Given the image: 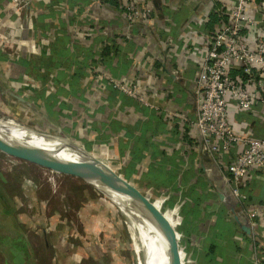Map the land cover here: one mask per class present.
I'll return each mask as SVG.
<instances>
[{"label":"crops","instance_id":"0c3cea01","mask_svg":"<svg viewBox=\"0 0 264 264\" xmlns=\"http://www.w3.org/2000/svg\"><path fill=\"white\" fill-rule=\"evenodd\" d=\"M135 1L151 7L147 20L128 22L119 1L28 0L19 9L0 0V114L74 141L143 192L160 264H264V226L247 220L255 211L264 221V165L238 179L244 197H235L225 154H209L194 127L207 38L236 0ZM247 12L257 23L241 33L254 48L264 0ZM230 73L254 90L239 69ZM118 82L135 84L144 101ZM229 118L238 134L264 136L260 101L231 103ZM97 242L95 251L118 245L112 232Z\"/></svg>","mask_w":264,"mask_h":264},{"label":"rangeland","instance_id":"374dc122","mask_svg":"<svg viewBox=\"0 0 264 264\" xmlns=\"http://www.w3.org/2000/svg\"><path fill=\"white\" fill-rule=\"evenodd\" d=\"M55 183L41 165L0 150V264H25L22 256L31 264H136L119 215L102 194L73 174H60ZM104 232L118 245L95 251Z\"/></svg>","mask_w":264,"mask_h":264},{"label":"built area","instance_id":"2783aa9c","mask_svg":"<svg viewBox=\"0 0 264 264\" xmlns=\"http://www.w3.org/2000/svg\"><path fill=\"white\" fill-rule=\"evenodd\" d=\"M21 6L28 0H21ZM119 1L124 17L128 22L145 21L151 7L148 3L135 0H94ZM256 0H236L230 9V17L207 38V46L201 57V63L195 79V90L199 94L194 127L200 136L205 150L214 157L220 158L224 153L223 179L237 198L244 197L238 179L250 169L264 165V136H245L235 132L229 118L231 103L246 109L251 108L256 100L264 105V33L254 32L255 45L249 48L241 33L245 27L256 25V20L249 15L247 8L255 5ZM236 67L243 75L244 84H251L250 91L232 77L230 71ZM120 89L143 100L137 94L133 83H115ZM258 89V90H257ZM144 101V100H143ZM241 142L240 151L236 149ZM250 226L264 221L256 219L255 211H247Z\"/></svg>","mask_w":264,"mask_h":264},{"label":"bare ground","instance_id":"6f19581e","mask_svg":"<svg viewBox=\"0 0 264 264\" xmlns=\"http://www.w3.org/2000/svg\"><path fill=\"white\" fill-rule=\"evenodd\" d=\"M0 129L10 132V136L0 133L3 138L43 153L64 158L68 166L77 170L107 177L93 154H85L70 142H68L69 144L63 143L46 132L36 130L15 118L1 114ZM41 168L48 175L52 187L56 184V176L67 174L44 165H41ZM86 182L99 191L102 194L100 199L118 213L119 223L128 235L127 240L136 264H160L153 246L150 229L145 220L142 203L123 190L111 187L100 180L90 179Z\"/></svg>","mask_w":264,"mask_h":264},{"label":"water","instance_id":"95a60500","mask_svg":"<svg viewBox=\"0 0 264 264\" xmlns=\"http://www.w3.org/2000/svg\"><path fill=\"white\" fill-rule=\"evenodd\" d=\"M54 135L66 139L68 142H70L71 144L75 145L76 147L84 151L85 154L91 155V152L79 146L74 141L68 138H64L58 134H54ZM0 150L6 153H10L14 156H17L18 158L35 162L39 165H44L57 170H61L67 174L77 175L83 178L84 180H90V179L100 180L111 187H114L119 190H123L124 192L132 195L137 200H139L147 212L149 221L153 225L156 223L155 209L151 204V202L149 201V199L144 195V193L141 192L138 188H136L133 184L125 180L116 170H114V168L107 165L104 161L98 159L97 157L95 158V160L98 163H100V166L104 169L105 173L107 174V177L77 170L75 168L68 166L67 161L64 158L37 151L36 149L26 147L22 144H19L12 140H8L1 136H0Z\"/></svg>","mask_w":264,"mask_h":264},{"label":"trees","instance_id":"16d2710c","mask_svg":"<svg viewBox=\"0 0 264 264\" xmlns=\"http://www.w3.org/2000/svg\"><path fill=\"white\" fill-rule=\"evenodd\" d=\"M25 252V251H24ZM17 254L19 253V251L18 252H16ZM20 255V254H19ZM14 256V255H13ZM16 256V255H15ZM23 257V260H25L26 259V257L25 256H22Z\"/></svg>","mask_w":264,"mask_h":264}]
</instances>
